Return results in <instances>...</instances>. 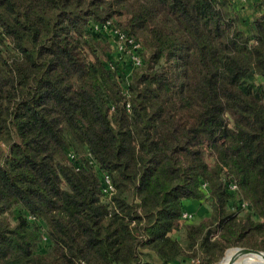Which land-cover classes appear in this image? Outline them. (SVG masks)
<instances>
[{"label":"trees","instance_id":"obj_1","mask_svg":"<svg viewBox=\"0 0 264 264\" xmlns=\"http://www.w3.org/2000/svg\"><path fill=\"white\" fill-rule=\"evenodd\" d=\"M258 3L247 31L231 0H0V264L264 251ZM107 21L141 66L93 26ZM186 200L208 215L183 218Z\"/></svg>","mask_w":264,"mask_h":264},{"label":"built area","instance_id":"obj_2","mask_svg":"<svg viewBox=\"0 0 264 264\" xmlns=\"http://www.w3.org/2000/svg\"><path fill=\"white\" fill-rule=\"evenodd\" d=\"M241 2H245L246 0H238ZM95 29L101 30V29H107L109 31V34L113 38V43L115 45V49L119 55L126 56L127 59L130 61L131 67H139L142 64V57L139 53L141 49V45L138 41L134 40L132 37L125 35L121 30L114 28L109 21L105 23H96L93 24ZM123 92L126 94L128 93L127 86L123 84L122 88ZM128 106V105H127ZM68 158L74 163H76V159L78 158L77 155L70 151L68 152ZM101 190H102V196L108 198L111 193L113 192V185L111 183L110 176L107 173H101ZM203 187H205V184H203ZM230 189H235V184L230 183L229 184ZM242 207H247V202H243L241 204ZM183 218L190 219L191 215L187 212H183L182 214ZM198 262V259L192 260L190 259L188 264H196ZM85 264V263H82Z\"/></svg>","mask_w":264,"mask_h":264},{"label":"crops","instance_id":"obj_3","mask_svg":"<svg viewBox=\"0 0 264 264\" xmlns=\"http://www.w3.org/2000/svg\"><path fill=\"white\" fill-rule=\"evenodd\" d=\"M233 2V7L239 16L242 26L245 30L248 31L250 21L255 17L261 14V6L259 5V0H246L245 2H241L238 0H231ZM194 200H186L185 204H192ZM209 213V209H208ZM204 214L201 217H196L194 222H198L202 217L206 216ZM178 232L173 231L170 235L177 237ZM168 264H188L187 259H176Z\"/></svg>","mask_w":264,"mask_h":264},{"label":"bare ground","instance_id":"obj_4","mask_svg":"<svg viewBox=\"0 0 264 264\" xmlns=\"http://www.w3.org/2000/svg\"><path fill=\"white\" fill-rule=\"evenodd\" d=\"M223 258L214 264H264V260L256 253H243L237 247L225 250Z\"/></svg>","mask_w":264,"mask_h":264},{"label":"rangeland","instance_id":"obj_5","mask_svg":"<svg viewBox=\"0 0 264 264\" xmlns=\"http://www.w3.org/2000/svg\"><path fill=\"white\" fill-rule=\"evenodd\" d=\"M103 32V33H102ZM105 32V34H104ZM101 33L104 34V35H107L109 34V31L107 29H101ZM109 35H107L108 37ZM110 37V36H109ZM102 38L104 39L105 37L102 36ZM105 40V39H104ZM111 46V45H110ZM113 47V46H112ZM117 57V56H116ZM130 70L131 69H127L125 68V72H122V77L123 78H126L129 76V73H130ZM124 71V70H123ZM185 207L188 209L186 212L189 213L191 215V218L189 219V221H192L194 222L193 219H195L196 217H201L203 216L204 214H207L208 215V206H207V203H200L198 201H194L192 204H185ZM177 237H182V232H178L177 234ZM233 247H238V246H233ZM229 248H232V247H229ZM227 248V249H229ZM226 249V250H227ZM224 254V253H223ZM224 255H222L221 258H223ZM221 258L218 260L220 261ZM216 261V262H218ZM214 264V263H213ZM255 264V263H254Z\"/></svg>","mask_w":264,"mask_h":264},{"label":"water","instance_id":"obj_6","mask_svg":"<svg viewBox=\"0 0 264 264\" xmlns=\"http://www.w3.org/2000/svg\"><path fill=\"white\" fill-rule=\"evenodd\" d=\"M237 248L240 252H243V253H256L259 256H261V258L264 260V251L253 249V248H248V247H237Z\"/></svg>","mask_w":264,"mask_h":264}]
</instances>
